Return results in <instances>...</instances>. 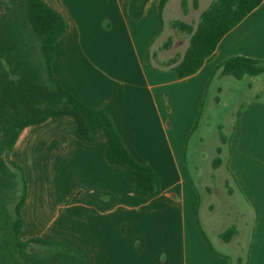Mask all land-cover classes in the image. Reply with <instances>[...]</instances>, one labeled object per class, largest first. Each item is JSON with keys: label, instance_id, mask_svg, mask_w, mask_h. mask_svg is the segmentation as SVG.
<instances>
[{"label": "crops", "instance_id": "1", "mask_svg": "<svg viewBox=\"0 0 264 264\" xmlns=\"http://www.w3.org/2000/svg\"><path fill=\"white\" fill-rule=\"evenodd\" d=\"M42 1L65 21L51 61L55 82L107 114L132 158L158 176L160 193L145 198L135 192L133 173L107 162L101 132L86 142L72 119L50 118L24 128L9 154L26 185L19 240L64 243L85 264H232L199 226L198 194L185 170L186 144L209 85L215 81L218 93L233 87L219 72L211 79L217 65L235 56L264 61V0L184 79L151 64V46L163 37L164 23L173 21L171 0L162 23L159 0H149L139 20L127 14L130 0ZM197 1L185 14L180 5L186 23V16L203 11ZM257 97L235 117L224 164L251 214L245 264H264V103ZM30 150L36 155L32 162L25 158ZM29 165L36 169L33 178L25 170ZM218 239L223 242L220 234Z\"/></svg>", "mask_w": 264, "mask_h": 264}, {"label": "trees", "instance_id": "2", "mask_svg": "<svg viewBox=\"0 0 264 264\" xmlns=\"http://www.w3.org/2000/svg\"><path fill=\"white\" fill-rule=\"evenodd\" d=\"M149 0H130L127 14L139 20ZM169 0H159L161 14ZM263 0H211V4L193 24L170 21L168 27L177 36H186L188 45L181 57L174 56L153 68L170 70L179 79L194 75L214 54L219 41L239 24ZM185 14L187 0L181 1ZM198 1H192L196 9ZM65 32L64 19L42 0H0V264H85L82 255L61 242L18 238L22 227L20 215L26 197L21 170L9 160L21 131L44 123L50 118L67 117L74 121L79 136L92 142L96 133L105 138V158L111 165L129 169L135 177V192L145 198L160 193V180L147 165L135 161L123 146L109 117L101 109H93L59 86L52 74L51 61L55 42ZM171 38L153 51L155 60L161 49L171 45ZM233 78L258 77L264 74V61L235 56L220 62L213 75ZM204 100L199 111V117ZM197 117V121L199 119ZM195 122L192 131L196 128ZM225 143V142H224ZM220 153V148H217ZM217 158L214 166L219 164ZM9 207H11L9 209ZM236 235L232 226L220 234L223 242ZM34 247H37L35 250Z\"/></svg>", "mask_w": 264, "mask_h": 264}, {"label": "rangeland", "instance_id": "3", "mask_svg": "<svg viewBox=\"0 0 264 264\" xmlns=\"http://www.w3.org/2000/svg\"><path fill=\"white\" fill-rule=\"evenodd\" d=\"M210 4L211 0H199L200 10H205ZM170 5V19L185 22L180 14L179 0H171ZM199 15L196 17V13H192L185 19L188 22L191 19L190 24L195 26ZM170 21L164 23L163 37L156 40L149 50L157 52V48L162 47L167 39L171 38V45L167 49H161L151 63L159 69L163 68L160 63L169 58L176 55L181 57L188 45L186 36H177L168 27ZM227 79L232 81L233 87H224L222 93L216 91L215 81L207 89L196 128L189 134L186 144L185 170L198 194L199 226L211 246L229 256L232 264H237L236 260H239L238 264H245L252 230L251 214L234 181L227 174L224 164L227 158V139L241 105L255 100L257 95V100L264 103V74L255 78L244 77L239 81ZM250 83L252 89L248 87ZM217 148H220V153L216 151ZM25 158L32 162L36 158L35 152L33 154L32 150L28 151ZM217 158L220 163L214 166ZM17 167L23 173L22 168ZM25 170L27 176L34 177L35 167L29 165ZM232 226L236 227L238 234L233 237L232 242L224 244L218 239V235Z\"/></svg>", "mask_w": 264, "mask_h": 264}]
</instances>
